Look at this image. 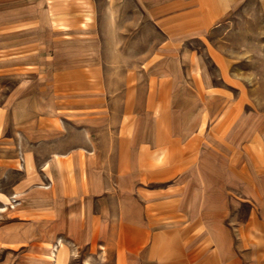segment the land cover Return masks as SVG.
<instances>
[{
    "label": "rangeland",
    "instance_id": "rangeland-1",
    "mask_svg": "<svg viewBox=\"0 0 264 264\" xmlns=\"http://www.w3.org/2000/svg\"><path fill=\"white\" fill-rule=\"evenodd\" d=\"M164 42L134 0H0V106L10 105L15 127L6 134L14 138L15 156L31 148L44 160L53 150L23 142L22 123H38L42 106L58 123H91L78 116L86 113L92 93L100 119L94 123H119L125 104L128 122L174 123L175 136L186 135L191 123L192 139L200 138L194 167L205 170L206 201L200 206L208 256L219 247L222 264H264V225L253 223L264 215V193L251 188L247 172L250 129L264 136V3L249 1L190 49H166ZM91 68L94 74H88ZM166 90L168 96L150 100L152 92ZM103 106L104 115L97 111ZM67 135L60 147L80 138L73 129ZM21 178L17 170L0 175V264H41L39 257L54 264L59 241L47 248L49 258H32L33 249L21 242L5 244L6 230L15 225L16 203L9 196ZM253 179L262 182L264 176ZM70 250V264H116L114 249Z\"/></svg>",
    "mask_w": 264,
    "mask_h": 264
},
{
    "label": "crops",
    "instance_id": "crops-1",
    "mask_svg": "<svg viewBox=\"0 0 264 264\" xmlns=\"http://www.w3.org/2000/svg\"><path fill=\"white\" fill-rule=\"evenodd\" d=\"M134 1L165 36L163 48L175 50L190 49L192 42L221 27L239 8L255 0ZM186 56L192 59V51ZM88 74H94V68ZM168 92H152L150 100L156 94L168 96ZM129 95L127 91L125 97ZM87 102L86 113L82 111L78 117L91 123H58L56 117L48 118L45 106L39 109L38 123L29 119L22 123L24 144L53 147L44 160L31 148L23 150L21 158L15 156L14 138L6 134L11 124L15 127L9 123L10 105L0 106V175L16 170L22 173L9 196L16 203L12 210L15 225L6 230L5 244L21 242L33 249L32 258H49L47 248L59 241L53 252L54 264L59 256L64 258L62 264H70V248L91 252L114 249L116 264H222V249L207 253L206 211L200 206L202 201L205 207L207 186L202 182L205 170L194 167L200 138L192 139L191 123L185 125L189 129L181 137L171 131L174 123H130L129 104L124 105L119 123H94L100 119H95L93 93ZM154 105L150 111L155 110ZM97 111L104 115L106 109L103 106ZM203 126L196 124L198 129ZM70 129L80 135L77 144L60 147ZM140 129H146L145 133ZM249 133L250 185L264 193V181L253 179V175L264 176L260 164L264 161V136L259 139L254 135L253 126ZM257 139H262L263 147L254 153ZM176 177H182L181 182H176ZM192 200L198 204L193 205ZM255 222L264 225V215L256 216ZM38 262L48 264L40 257Z\"/></svg>",
    "mask_w": 264,
    "mask_h": 264
},
{
    "label": "bare ground",
    "instance_id": "bare-ground-1",
    "mask_svg": "<svg viewBox=\"0 0 264 264\" xmlns=\"http://www.w3.org/2000/svg\"><path fill=\"white\" fill-rule=\"evenodd\" d=\"M64 260V258L62 256L58 257L57 263L58 264H62V261Z\"/></svg>",
    "mask_w": 264,
    "mask_h": 264
}]
</instances>
